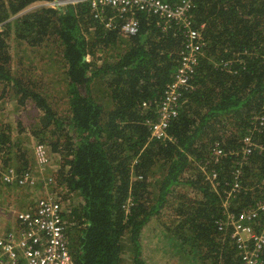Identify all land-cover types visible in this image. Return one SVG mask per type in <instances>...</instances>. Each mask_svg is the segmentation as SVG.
I'll list each match as a JSON object with an SVG mask.
<instances>
[{"label":"trees","instance_id":"16d2710c","mask_svg":"<svg viewBox=\"0 0 264 264\" xmlns=\"http://www.w3.org/2000/svg\"><path fill=\"white\" fill-rule=\"evenodd\" d=\"M41 1L55 0H0V101H13L11 119L0 104V162L29 170L36 188L42 180L28 143L54 154L57 168L50 163L43 173L68 201L73 264H146L143 229L165 208L163 236L186 264H244L231 230L217 224L224 201L238 214L264 199V0L190 1L185 14L206 44L165 138L152 135L154 100L178 65L186 28L153 11L93 0L17 15ZM131 17L134 34L122 29ZM45 58L48 81L47 69L34 75L35 60ZM210 172L216 175L207 179ZM258 217L251 219L256 231ZM256 260L264 264V254Z\"/></svg>","mask_w":264,"mask_h":264},{"label":"built area","instance_id":"2783aa9c","mask_svg":"<svg viewBox=\"0 0 264 264\" xmlns=\"http://www.w3.org/2000/svg\"><path fill=\"white\" fill-rule=\"evenodd\" d=\"M191 0H181L177 5H170L161 0H93L92 5L111 4L120 7L121 10L134 9L153 11L164 17L167 21H173L186 28L183 49L180 52L178 65L171 80L165 85L162 96L154 100L157 105V120L151 125L152 135L165 138V132L169 122L178 112V99L182 92L192 89L191 80L198 65L202 47L206 44L199 29L190 25L188 12ZM75 2L73 0H55L53 5ZM133 5V6H132ZM18 15V14H17ZM3 21H0V33L3 30ZM134 18H129L122 26L128 34L137 31ZM151 101H143V106H148ZM246 151L252 146V142L245 137ZM32 151L38 171L50 166L51 155L43 143H34ZM216 155L223 154L221 149H215ZM52 167V165L50 166ZM215 173H209L207 179L214 178ZM42 180V188L50 183V179L39 176ZM38 177L29 170L17 171L13 167L0 165V182L8 185L18 184L26 187H34ZM39 181V180H38ZM239 187L234 184V188ZM1 203V199H0ZM227 202H223L224 216L218 222L220 231L228 230L230 238L239 249L244 264H260L256 258L264 254V199L255 202L254 206L239 211L238 214L227 209ZM7 211L12 219L9 229L0 231V264H73L69 249L67 235V221L64 218L66 209L58 193L48 192L45 196H39L34 203L26 209H14L7 204ZM259 216L258 231L253 229Z\"/></svg>","mask_w":264,"mask_h":264},{"label":"rangeland","instance_id":"374dc122","mask_svg":"<svg viewBox=\"0 0 264 264\" xmlns=\"http://www.w3.org/2000/svg\"><path fill=\"white\" fill-rule=\"evenodd\" d=\"M53 1H41V2H36L22 10L18 15H21L25 13L26 11H31L34 9H38L39 6H48V7H54L55 5L52 4ZM5 27L3 28L4 31ZM13 41H9V53L11 55V67L14 68L16 65L15 62V50H13ZM37 60H35L34 64L37 65V68L34 70V75H42L43 69H47V62L46 58L44 61H40L36 63ZM53 70H51V67L48 66V69L42 75V79H45L48 81L52 75H53ZM63 84V83H62ZM63 88V85L61 86V89ZM2 89V85H0V90ZM0 104L3 105L4 108V116L3 119H8L12 118L13 114H10V111L13 107V101L9 99H4L0 101ZM10 116V117H9ZM15 125V124H14ZM14 125L12 126V131H18L17 128H14ZM168 139H171V136L168 137ZM36 141L32 140L28 143V148L29 151L31 152V155L33 156V151L32 147ZM51 165L50 167L51 171L55 170L57 168V164L55 162V157L54 154L51 153ZM0 165L2 166H7L3 163L0 162ZM14 166V165H10ZM201 170H205L204 166H201ZM46 173L38 172V175L41 177H45ZM50 184L46 185L45 188H42L41 186H38L36 188H31L30 190L27 191H22V189H19L16 191V189L13 188H1L0 190V231L4 232V230H7L11 227L12 225V219L10 215L8 214L7 211V204L13 206L14 209H24L28 205L32 204L34 200H36L39 196H45L48 192H52L50 189ZM177 191L180 193H185L186 195H189L191 197L194 196V192L191 193L190 188H185V186H180L177 185ZM64 193V191H63ZM69 200L71 201V204L74 205L76 202V198L71 199L69 196ZM63 201V200H62ZM63 205L65 209L68 206V201H63ZM164 213H170L167 208H165ZM164 214V215H165ZM161 215L158 218H153L148 225L143 229L142 232V250L144 253V256L146 258L147 264H186L185 257L180 254L181 252L178 251V249L170 250L168 248L166 239L163 236V230H164V225L161 223V221L167 220V216ZM189 264V263H188Z\"/></svg>","mask_w":264,"mask_h":264},{"label":"crops","instance_id":"0c3cea01","mask_svg":"<svg viewBox=\"0 0 264 264\" xmlns=\"http://www.w3.org/2000/svg\"><path fill=\"white\" fill-rule=\"evenodd\" d=\"M10 167V166H9ZM35 202V200L33 201V203ZM24 209H26V208H24ZM68 210H69V205L67 206V208H66V212H65V214L68 212ZM64 218H65V220L67 221V219H66V217L64 216ZM68 223V222H67ZM67 226H68V224H67ZM67 235H68V241H70V238H69V234H68V230H67ZM144 260H145V262H146V264H147V261H146V258H145V256H144Z\"/></svg>","mask_w":264,"mask_h":264},{"label":"clouds","instance_id":"9594fccd","mask_svg":"<svg viewBox=\"0 0 264 264\" xmlns=\"http://www.w3.org/2000/svg\"><path fill=\"white\" fill-rule=\"evenodd\" d=\"M55 6H56V5H55ZM57 6H58V5H57ZM129 10H130V9H129ZM122 11H127V10H122ZM124 24H125V23H124ZM124 24H123V25H124ZM123 25H122V26H123ZM136 32H137V31H136Z\"/></svg>","mask_w":264,"mask_h":264}]
</instances>
